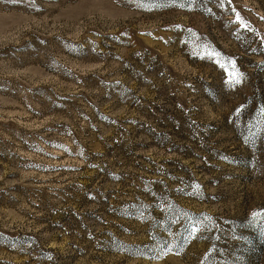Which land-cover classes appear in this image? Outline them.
<instances>
[{"label":"rangeland","instance_id":"374dc122","mask_svg":"<svg viewBox=\"0 0 264 264\" xmlns=\"http://www.w3.org/2000/svg\"><path fill=\"white\" fill-rule=\"evenodd\" d=\"M0 264H264V0H0Z\"/></svg>","mask_w":264,"mask_h":264},{"label":"snow or ice","instance_id":"6c2138e0","mask_svg":"<svg viewBox=\"0 0 264 264\" xmlns=\"http://www.w3.org/2000/svg\"><path fill=\"white\" fill-rule=\"evenodd\" d=\"M31 2V0H30ZM140 2H143V0H140ZM190 3H195L196 0H189ZM221 4L227 2V0H220ZM242 74H238L237 78L233 81L234 83H239L240 82V79H242ZM205 219H210V218H207L205 217Z\"/></svg>","mask_w":264,"mask_h":264}]
</instances>
